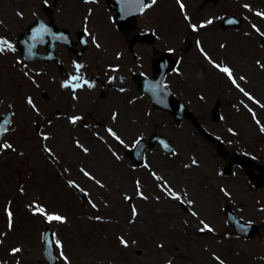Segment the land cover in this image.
I'll return each instance as SVG.
<instances>
[{
  "label": "rangeland",
  "instance_id": "1",
  "mask_svg": "<svg viewBox=\"0 0 264 264\" xmlns=\"http://www.w3.org/2000/svg\"><path fill=\"white\" fill-rule=\"evenodd\" d=\"M84 1L85 20L100 38L93 45L103 52L96 91L90 85L70 97L61 84L36 75V63L21 73L10 56L0 60V92L13 88L21 97L0 151V264H46V227L54 235L57 264H264V187L254 188L237 167L224 175L227 163L189 121L176 124L140 95L131 78L151 76V52L135 50L137 61L132 54L113 57L111 47L122 36L110 12L101 1ZM164 1L137 21L139 31L175 45L173 57L180 65L167 87L229 152L264 165V1L224 0L213 8L214 23L226 15H239L243 22L238 29L220 32L212 24L204 27L207 32L197 27L198 21H211L196 11L198 0L188 7L197 22L191 29L184 14ZM64 2L77 5L78 0H59L60 9ZM0 3V17L6 18L10 33L34 16L43 18L44 5L53 7L52 0ZM195 39L202 40L203 48L186 50ZM220 68H228L231 77ZM216 106L220 119L214 121ZM75 117L80 119L73 124ZM152 135L169 139L173 155L158 145L147 147L144 165L135 167L129 151L137 140L148 141ZM72 184L86 194L85 201ZM174 194L181 200L172 199ZM36 206L46 215L35 214ZM226 207L257 232L239 237L227 223ZM47 215L63 217V222L49 221ZM201 221L213 231L201 232ZM16 248L21 251L14 252Z\"/></svg>",
  "mask_w": 264,
  "mask_h": 264
},
{
  "label": "flooded vegetation",
  "instance_id": "2",
  "mask_svg": "<svg viewBox=\"0 0 264 264\" xmlns=\"http://www.w3.org/2000/svg\"><path fill=\"white\" fill-rule=\"evenodd\" d=\"M24 1V0H22ZM88 2H95V1H101V3L106 7V9L111 14V21L113 22V25L115 27V30L122 36V38L119 39L120 43H116L111 47L112 56L115 57L117 60H121V57L128 56L129 54H132V58L134 61H137V55L134 54L135 50H148L151 52V59L148 61V64L150 63V68L153 59L159 58L162 56V54H165L166 52L171 53V57L175 59L176 61V68L180 65L178 59L176 57H173V53L175 52L173 44L169 43L166 40L163 39H153V45L148 44V42L140 43L135 38L136 33H139V26L138 21L136 24V28L138 30H134V27H130L129 31L127 33L119 32L117 28V24L115 22V13L111 11L105 0H87ZM157 0L156 2H158ZM195 0H165L164 2L171 6L173 9V6L176 7L178 12L180 14H184L183 21L189 25V28L193 25H196L193 21V17L191 16V13L188 11V7L194 4ZM224 0H198L197 1V7L196 11H202L205 15H207V18L211 19V23H207V21H198L199 29H207L204 28L209 24L218 26L219 32L227 31L224 30L221 26V21L230 15H226L222 18H218L213 20V17H211V13L213 12V8L216 9L218 6L221 7L220 4H222ZM1 2V0H0ZM153 3L151 6H149L143 14L150 8L154 7L156 4ZM54 3V0H52V4ZM59 0H57L56 5H54L51 10L48 9L47 6L44 5L42 8V15L43 18L39 16H34L31 23L29 21L22 27H20L18 30L11 29L6 30L5 29V17H0V41H7V44H10L12 46L11 49L7 47V44L3 45L4 51L0 52V60L4 57L10 56L12 59L15 60L17 69L22 73L25 69H28L29 65H33L36 63V67L33 71L36 75L42 77L45 79L49 84H61L64 88V92L68 93V95L71 97L73 93H80L83 91L89 90V86L91 85V90L94 92L98 89V84H101V66H102V60H103V52L102 48L98 46H94V42L98 40V43L100 44V38L98 39L94 37L95 32L93 29H97L94 25L91 23H87L85 20V11L84 6L85 5L84 0H78L77 5H71L70 2H64V6L60 9L58 7ZM1 4V3H0ZM240 6V5H239ZM242 8H244L243 5H241ZM3 9V7L0 6V10ZM19 19L25 20L24 13H18L16 11L15 13ZM15 15V16H16ZM239 16V15H235ZM10 19V18H9ZM39 19L43 22L46 28V36L45 39L42 40L40 38H36L34 40L29 39V37L32 36L33 32L30 30L31 26L36 22V20ZM27 20V19H26ZM29 23V24H28ZM203 25V27H201ZM209 27V26H208ZM194 31L196 33H199V29L193 27ZM235 29V28H233ZM204 30V31H205ZM211 30V29H210ZM142 32H147L142 31ZM149 32V31H148ZM207 32V30L205 31ZM12 35V37H11ZM86 36V42L87 47L85 49L83 48V36ZM100 35V34H98ZM199 35V34H198ZM25 39L26 42L22 44L23 42L21 40ZM200 40V39H199ZM197 41L196 39L189 43L186 47V50H189V48H192L195 46H198L199 48H203L200 44L203 45L202 40ZM201 42V43H200ZM36 47L35 53L37 55L41 56H54L57 60H59V63H55L54 61H41L37 60L35 62L29 63L27 65H22V59L24 57H28L33 49V47ZM170 45V47H168ZM92 46V48H91ZM123 47L125 48L126 54H124ZM142 47V48H138ZM91 48V49H90ZM195 57L194 55H192ZM77 65H80L79 71H77ZM171 74H168L165 78V84L167 85V81H169ZM79 76V80H73V77ZM131 78V77H130ZM92 80L93 84L92 85ZM134 76L131 78V84H134ZM68 83L69 85H80L79 87H64ZM174 83L177 85H181L180 82H177V80H174ZM127 86V85H126ZM138 89L137 85H135ZM20 87H17L16 90H20ZM20 96L18 92L10 91L8 94L6 93V90H3L0 92V120L2 117H5L9 112H11V125L8 129H11L14 118L17 115V109H16V102L20 100ZM29 108L31 112L33 113L35 111V108L32 105H29ZM3 110H2V109ZM87 116H91L90 113L87 114ZM83 124H86V120H82ZM7 132V133H8Z\"/></svg>",
  "mask_w": 264,
  "mask_h": 264
},
{
  "label": "water",
  "instance_id": "3",
  "mask_svg": "<svg viewBox=\"0 0 264 264\" xmlns=\"http://www.w3.org/2000/svg\"><path fill=\"white\" fill-rule=\"evenodd\" d=\"M122 1L123 0H119L117 7L115 5H111V7L119 11V20L124 19L134 9L133 13L130 14L129 17L125 18L124 21H119L120 28L124 29L125 24H127L129 20L133 19L137 14H139L145 5L144 0L142 3L140 2V0H128L127 2L126 0H124L125 2ZM227 22L228 21H226L225 24H227ZM142 36L144 37L146 35ZM143 37L142 39H145ZM32 38H34V36L29 37V39ZM21 41L23 42L22 44L26 42L25 39ZM262 44L264 46V37L262 38ZM166 60H168V56L154 61V78L152 80H147L143 77L136 78L137 83L140 85L141 91L149 95L152 105L155 108L162 109L171 114L174 117L176 124L181 123L183 119L189 120L196 128L197 132L207 142L215 146L217 154L228 161L229 165L224 171L225 174L230 173L233 166H239L240 168L245 169L248 168L250 160L249 158H246L239 153L231 154L227 152L225 149V145L217 141V139L199 123L194 115L178 99H176L175 96H173L164 88V76L166 72L174 67V63L172 62L170 67H164L163 63L166 62ZM213 115L215 119L219 118L217 109L214 110ZM7 118L8 119L6 121L2 120V122H0V140L9 125V116ZM139 142V144H135L134 149L131 151L132 158L134 159L136 166H141L144 163V152L146 149V142L144 140H139ZM156 143L160 145L164 152L168 154L173 153L172 144L168 139L154 135L150 138L149 145L154 146ZM257 169L264 174V166H257ZM248 177L251 180L255 181L256 187L264 185V175L255 176L253 174V171H248ZM74 189L82 200L86 199L85 194L82 193L77 187H74ZM225 213L227 216L228 224L234 228L238 236L249 238L257 232V227L255 225L243 222L233 214L232 210L229 207L225 208ZM43 256L47 264H57V257L55 255L54 248V238L48 228L45 230V233L43 235Z\"/></svg>",
  "mask_w": 264,
  "mask_h": 264
},
{
  "label": "snow or ice",
  "instance_id": "4",
  "mask_svg": "<svg viewBox=\"0 0 264 264\" xmlns=\"http://www.w3.org/2000/svg\"><path fill=\"white\" fill-rule=\"evenodd\" d=\"M140 2L142 3L143 0H140ZM155 2H156V0H152V3H155ZM257 15H261V14L260 13H257ZM209 23H211V21H209ZM201 27H203V25H201ZM5 44H7V41H0V52H3L4 51L3 45H5ZM97 46L99 47V45H97ZM7 47L9 49L12 48V46L10 44H7ZM80 67H81L80 65H77V71H79V68ZM220 71L227 73L231 77V71L228 68H220ZM72 79L73 80H79L80 77L79 76H76V77H73ZM233 82L235 83V81H233ZM63 86L64 87H70L71 86V87L75 88V87H79L80 85L77 84V85H74L73 86V85H69L68 83H66ZM245 94L247 95V93H245ZM249 98L251 99V97H249ZM27 102H28L29 105H32L33 104V101H32L31 98H29ZM78 119H80V117L73 118L71 120V123L75 124ZM109 131H110V134H112L113 136H115V133H111V130H109ZM44 138L47 139V137H44ZM117 139H118V137H117ZM136 143L139 144L140 143L139 140ZM0 147H4V146L3 145H0ZM7 147L11 148V145H8ZM85 151H87V149H85ZM193 163H195V161H193ZM84 174L86 176L89 175L87 172H85ZM157 179H160V178L157 177ZM172 199H175L177 201H180L181 200V197L178 194H174L172 196ZM36 207H37V212L35 214L46 215V211L43 208H41L39 206H36ZM135 212H136V210L133 209V214L134 215H135ZM8 215H9V223H10V226H11L12 214L9 212ZM193 215H195V213H193ZM47 219L49 221H59V222H63V217L56 216V215H47ZM201 224L203 225V227L200 229L201 232H204V231L212 232L213 231V229L208 224L204 223L203 221H201ZM121 243L125 247H127V243L125 241L121 240ZM13 251L14 252H20L21 250L19 248H16Z\"/></svg>",
  "mask_w": 264,
  "mask_h": 264
}]
</instances>
